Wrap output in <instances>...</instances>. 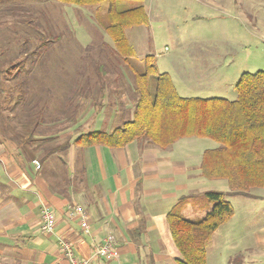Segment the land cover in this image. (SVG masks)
I'll list each match as a JSON object with an SVG mask.
<instances>
[{"label":"rangeland","instance_id":"obj_1","mask_svg":"<svg viewBox=\"0 0 264 264\" xmlns=\"http://www.w3.org/2000/svg\"><path fill=\"white\" fill-rule=\"evenodd\" d=\"M233 1L236 5L232 0H146L148 24L127 30L134 54L131 65L141 70L144 57L154 55L160 72L171 73L176 84L182 66L192 85L200 84L204 74L210 73L213 96L234 100V86L240 74L264 71V0ZM21 4L37 17L31 25L34 30L20 22L21 13L0 17L4 23L0 25V132L9 117L15 123L27 122L33 107L34 115L44 122L45 128H40L43 134L53 128L77 132V121L91 117L103 104L108 108L107 114L111 107H116L124 120L133 118L135 78L101 27L98 19L104 17L97 16L94 7L86 9L53 0ZM105 12L104 7L102 13ZM195 16L200 18L195 21ZM42 33L48 44L40 49ZM25 41L28 48L21 46ZM34 51L36 54L31 57ZM189 90L187 96H207L200 89ZM43 108L41 116L38 113ZM84 125L81 124L82 129ZM11 127L17 124L12 123ZM217 145L213 140L199 138L180 143V147L191 146L189 154L193 156ZM204 180L198 191L228 189L226 181ZM251 190L262 193L259 189ZM227 200L235 208L236 216L231 224L217 230L208 247V264H238L239 260H246L244 264H264L251 263L241 256L245 247L254 243L255 229L262 223L261 203L243 196ZM196 214L186 213V218L199 220L201 216ZM217 244L220 248L215 249Z\"/></svg>","mask_w":264,"mask_h":264},{"label":"crops","instance_id":"obj_2","mask_svg":"<svg viewBox=\"0 0 264 264\" xmlns=\"http://www.w3.org/2000/svg\"><path fill=\"white\" fill-rule=\"evenodd\" d=\"M233 3L236 5L232 0ZM182 68L177 72L179 84L171 73L162 72L171 77L181 98L191 97L187 93L192 88L209 95L207 99L217 97L213 96L215 88L210 85L213 75L204 74L200 84L192 85L189 73L184 66ZM107 110L103 104L91 117L81 118L77 121V132L67 130L65 133L53 128L46 134H36V150L22 141L23 137L28 138L27 132H0V264H68L60 251L59 239L71 243L76 256L88 260L89 264H178L180 256L170 233L168 214L184 198L188 201L182 212L185 218L186 213H197L202 219L212 209V204L203 197L207 191H198V187L205 183L201 166L204 154L217 149L219 144L212 149H202L197 156L189 154L191 146L180 147L184 139L190 138L180 139L167 148L147 141H134L123 148L72 144L68 150L44 158V150L49 146L54 149L84 133H111L122 126L125 120L118 109L111 107L109 114ZM81 124H85L84 129ZM19 128L22 131L21 126ZM62 139L67 140L61 142ZM221 180L226 181L228 187L221 192H230L227 180L213 181ZM252 189L262 193L249 190V195H239L261 203L262 223L255 229L254 245L245 247L241 254L251 263L264 261V189ZM74 205L86 210L89 232L74 214ZM45 206L56 215L53 234L42 230ZM235 216L234 208L233 218L220 228L231 224ZM109 235L116 240V258L110 261L95 255L96 248ZM218 248L217 244L215 249ZM244 262L246 260L237 261L238 264Z\"/></svg>","mask_w":264,"mask_h":264},{"label":"trees","instance_id":"obj_3","mask_svg":"<svg viewBox=\"0 0 264 264\" xmlns=\"http://www.w3.org/2000/svg\"><path fill=\"white\" fill-rule=\"evenodd\" d=\"M24 1L36 0H0V17L21 13L20 22L34 30L31 25L37 17L21 4ZM53 1L86 9L94 7L95 14L104 17L101 21L97 19L111 37L115 52L134 75L136 103L133 119L125 120L113 132L84 133L73 142L68 139L54 149L49 146L44 150V158L58 151H66L72 144L123 148L134 141H147L167 148L183 138H206L217 142V149L204 154L202 175L210 180H227L230 192H205L203 197L213 206L200 220L192 221L184 217L182 212L188 202L186 198L174 206L167 219L180 255L178 264H208L207 249L213 234L234 216V207L226 197L249 195L252 188L264 189V71L243 73L234 86L237 93L234 100L222 97L181 98L171 77L159 71L154 55H147L143 59L141 70L131 65L130 59L134 54L127 39V30L148 24L145 0ZM104 7L106 12L102 13ZM3 24L0 19V25ZM40 37L41 49L48 41L43 33ZM23 43L21 46L28 48L29 43ZM34 54L35 51L30 56ZM19 68L23 70L21 66ZM31 109L27 122H18L14 128L11 127L13 119L9 117L2 127L4 132L22 133L18 128L21 126L22 131L28 134V138L25 140L23 137L22 141L36 150L35 135L43 133L40 128L44 127V122L34 115L35 107ZM44 110L38 114L44 115Z\"/></svg>","mask_w":264,"mask_h":264},{"label":"built area","instance_id":"obj_4","mask_svg":"<svg viewBox=\"0 0 264 264\" xmlns=\"http://www.w3.org/2000/svg\"><path fill=\"white\" fill-rule=\"evenodd\" d=\"M40 165H37L39 168ZM74 214L80 218V224L86 232H89V217L84 210V208L79 205H74L73 208ZM56 223V215L50 207L45 206L42 211V230L45 233L53 234L55 232V224ZM116 240L112 235L107 236L103 243L99 245V247L95 250V255L97 257H103L107 260H111L116 258L115 247ZM59 247L60 251L63 252L65 257L68 260V264H89L88 260L80 259L76 256L75 251L73 250V246L71 243L66 241L65 239H59Z\"/></svg>","mask_w":264,"mask_h":264}]
</instances>
